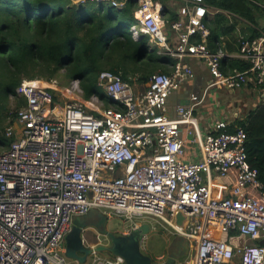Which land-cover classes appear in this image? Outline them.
<instances>
[{"label":"built area","instance_id":"1","mask_svg":"<svg viewBox=\"0 0 264 264\" xmlns=\"http://www.w3.org/2000/svg\"><path fill=\"white\" fill-rule=\"evenodd\" d=\"M99 1L116 8L126 2ZM183 2L169 22L158 0H138L134 37L149 36V50L176 60L171 74L151 77L146 92L108 70L98 85L116 105L111 108L97 95L83 100L75 79L63 88L58 80L25 79L17 88L25 104L14 111L5 131L12 141L0 152V264H79L65 256V238L73 219L95 208L130 219L124 233L161 220L195 249L192 264H264V184L249 162L247 132L220 119L203 134L194 116L212 89L264 86V32L241 39L238 56L249 68L226 73L224 61L232 56L209 48V6ZM187 58L202 60L212 79L171 118V95L195 78ZM61 93L69 97L63 108ZM186 125L192 138H183ZM188 145L200 158H186ZM216 178L229 184V195L215 193ZM232 233L244 241L233 236L232 242ZM92 256L85 264H125L121 257Z\"/></svg>","mask_w":264,"mask_h":264},{"label":"trees","instance_id":"2","mask_svg":"<svg viewBox=\"0 0 264 264\" xmlns=\"http://www.w3.org/2000/svg\"><path fill=\"white\" fill-rule=\"evenodd\" d=\"M158 1L170 21H175L178 17L170 5L172 0ZM205 3L251 22L257 28L252 38L264 32L260 26L264 7L256 2ZM137 8V0H126L123 8L99 0H0V152L7 151L11 143L5 131L14 118L13 100L17 109L25 104L16 97L25 79L51 82L64 71L68 84L74 79L80 81L86 100L97 95L109 108L116 105L105 92H99L101 72L121 73L125 80L135 78L142 85L156 72H170V60L149 51V36L135 38L130 32V27L138 23ZM204 22L210 30L209 45L216 49L220 35L231 29L230 18L218 13L213 19L207 15ZM231 67L246 70L249 65L236 60ZM240 125L248 135L249 162L258 169L264 184V106Z\"/></svg>","mask_w":264,"mask_h":264},{"label":"crops","instance_id":"3","mask_svg":"<svg viewBox=\"0 0 264 264\" xmlns=\"http://www.w3.org/2000/svg\"><path fill=\"white\" fill-rule=\"evenodd\" d=\"M175 1L177 2V0H172L170 2V5L178 17L179 9L183 6L184 2L183 0H181L182 5L179 6L178 8H174L173 6L174 3H176ZM251 1L256 2L262 6L264 4V0H251ZM159 3L162 4L160 1ZM218 13L226 14L230 18L229 26H231L230 27L231 29L227 34L220 35L216 49L223 48L232 56L230 59L224 61V70L226 73L227 72L234 73V71L240 69H238L237 67L232 68L231 63L236 60L243 61L238 56L241 39L242 38L253 39L252 36L254 35V30H256L257 28L251 22H249L244 18H241L226 11H221L214 7H210V6L208 7L207 15L211 19H213ZM164 15L169 17V14L166 12H164ZM169 22H173V21H170L169 19ZM137 24L135 26H137ZM260 26L264 27V16L261 19ZM130 32L133 34L131 28H130ZM261 33H263V31H261ZM170 38L171 39L174 38L173 33L170 34ZM150 44L151 41L149 40V46ZM209 48L212 49L210 45ZM216 49H212V50H216ZM149 51L156 52L159 57L168 58L170 60L169 68L171 70L167 74H171L174 71L176 60L172 56L161 54L158 52V49L149 50ZM185 62L194 69L195 78L184 82L181 85V87L175 92H173V94L171 95V97L174 95L173 98H175L174 100L171 99V97L169 99V116L171 118L179 117L178 107L185 106L189 108L191 106L192 94L203 95L205 93L208 83L212 79L207 65L202 60L187 58ZM243 62L246 63L245 61ZM137 81L138 79L132 78L129 82L133 84V86L137 91L141 93L146 92L150 80L149 82H147L146 85H142L140 83L141 84L140 87H137L135 85ZM212 101H215L216 103H213ZM262 106H264V86H257L249 83V85L242 86L241 88H238L233 91L218 89V88L210 90L204 103L195 109L194 116L198 120L199 128L203 134L208 133L211 130L214 122L220 119H224L227 122H229L231 124L230 129L234 130L237 127H242L240 125L241 122H247L251 114L257 111ZM184 127L186 129L183 131V138H192L188 132V128H192V126L186 125ZM194 151L195 150L191 148V145H188V153L186 156L188 160L189 159L195 160L197 158H200V152L197 150L195 151L196 155H194L192 154ZM214 185H215L214 191L217 195L220 196L229 195L230 186L225 180L216 178ZM231 236H232V240H231L232 242H233V236H235L234 241L236 243L244 241V239L242 238H237L238 236L233 233L231 234Z\"/></svg>","mask_w":264,"mask_h":264},{"label":"water","instance_id":"4","mask_svg":"<svg viewBox=\"0 0 264 264\" xmlns=\"http://www.w3.org/2000/svg\"><path fill=\"white\" fill-rule=\"evenodd\" d=\"M138 1V0H137ZM185 220L183 214H178L177 223L182 225ZM109 217L105 213H100L99 220L88 224L81 217H75L72 222V230L65 238V256L79 264H85L89 257L100 252H108L112 257H121L125 264H177L182 248L187 252V240L179 238V245L176 251L168 256L164 263H154L152 258L142 251L146 237L152 232L151 222L145 221L140 228L130 233L116 234L108 229ZM92 228L100 235L106 236L111 243L110 246L86 244L84 232ZM260 244H264L261 241Z\"/></svg>","mask_w":264,"mask_h":264},{"label":"rangeland","instance_id":"5","mask_svg":"<svg viewBox=\"0 0 264 264\" xmlns=\"http://www.w3.org/2000/svg\"><path fill=\"white\" fill-rule=\"evenodd\" d=\"M176 2V1H175ZM181 0H177L176 3H174V8H178L179 6L182 5ZM64 71L61 73V77L58 78V85L63 88L67 87V79L64 77ZM160 73V72H156ZM155 73V74H156ZM137 87H140L141 84L139 81L135 83ZM143 89V87H142ZM100 94H104V89L101 88L99 89ZM223 93V92H221ZM220 93V94H221ZM60 97V105L63 108L66 104V102H69V97H66L64 94H59ZM72 98H78L80 96H73L71 95ZM83 100L84 94L81 96ZM174 95L171 97L173 98ZM213 103H216L215 101H212ZM17 103L13 100L12 105H13V110L16 111L18 110L16 107ZM105 108V106L103 105ZM110 106L109 108H111ZM60 108V107H59ZM105 213L109 217L108 221V229L116 234H122L131 227V221L130 219L126 217H122L116 214H112L113 212L108 209H92L87 215L80 216L82 219L87 221L88 224H91L93 222H97L99 220L100 213ZM152 225H153V230L152 232L146 237L143 246H142V251L144 254L150 256L153 260L154 263H164L168 256L170 255L171 252L176 251L178 249V242L180 241L179 238L182 236H179L169 225L165 224L161 220H155V219H150ZM91 229V228H89ZM87 229L85 231L84 237L88 245L94 246V245H104V246H109V240L106 236L102 235H92V233H89ZM94 230V229H92ZM95 231V230H94ZM175 240L177 242L174 244ZM187 252H184V249L182 248V253L179 256V259L177 260V264H192V260L194 258L195 254V249L192 247V245L187 241ZM98 256H101L102 258L110 259L112 256L108 252H100L97 254ZM93 257V256H91ZM92 261V258L90 259Z\"/></svg>","mask_w":264,"mask_h":264},{"label":"flooded vegetation","instance_id":"6","mask_svg":"<svg viewBox=\"0 0 264 264\" xmlns=\"http://www.w3.org/2000/svg\"><path fill=\"white\" fill-rule=\"evenodd\" d=\"M88 232H89V233H92V235H96V234H97V235L100 236V234H99L97 231L92 230V228L89 229ZM84 234H85V232H84ZM85 241H86V240H85ZM176 242H177V240H175L174 244H175ZM86 244L88 245L87 242H86ZM110 245H111V243L109 242V246H110ZM178 245H179V242H178ZM178 245H177V246H178ZM89 246H90V245H89ZM166 260H167V259H166Z\"/></svg>","mask_w":264,"mask_h":264}]
</instances>
